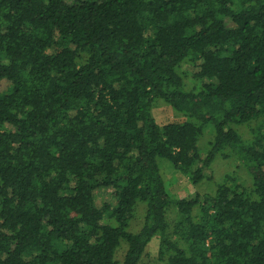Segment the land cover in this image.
<instances>
[{
	"label": "trees",
	"instance_id": "16d2710c",
	"mask_svg": "<svg viewBox=\"0 0 264 264\" xmlns=\"http://www.w3.org/2000/svg\"><path fill=\"white\" fill-rule=\"evenodd\" d=\"M3 80L0 264H264V0H0Z\"/></svg>",
	"mask_w": 264,
	"mask_h": 264
},
{
	"label": "rangeland",
	"instance_id": "374dc122",
	"mask_svg": "<svg viewBox=\"0 0 264 264\" xmlns=\"http://www.w3.org/2000/svg\"><path fill=\"white\" fill-rule=\"evenodd\" d=\"M189 86L194 84V80H188ZM9 82L7 80H3L0 82V90L4 91L8 88ZM162 101V100H161ZM158 101L154 107V116L160 123H164L167 121L178 120L182 121L185 119V116L181 113H178L173 108L169 107V104H165L164 101ZM211 140H213V133L210 128L203 134L199 141V146L203 149ZM220 157H217L213 162L212 166L214 169L215 175L218 177V180L221 178L222 171H229L234 170L236 165H240L238 161L234 164L232 161H228L226 163L219 162ZM160 168L162 171L163 176L165 177L167 187L169 190L179 197H189L195 194L197 190L206 192V191H213L215 190V182L213 180H204L202 181L199 186L193 185L186 176L181 174L180 172H176L172 170V164L165 160H159ZM230 170V171H231ZM221 172V173H220ZM205 173L207 176H212L214 173L212 169L206 168ZM97 203L101 205L105 201H113L112 198V190L109 188L100 189L96 193ZM115 201V200H114ZM175 214L172 213L171 218H174ZM138 220V219H137ZM132 231H136L133 230ZM138 231V230H137ZM156 237V236H155ZM153 238L152 241L149 243L146 252L141 260L140 264H165L163 261L159 259V238ZM124 243H122L123 245ZM121 245V246H122ZM125 245V244H124ZM123 252V251H122Z\"/></svg>",
	"mask_w": 264,
	"mask_h": 264
}]
</instances>
